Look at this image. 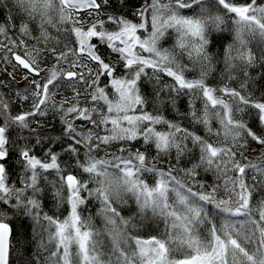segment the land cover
<instances>
[{
	"label": "snow or ice",
	"instance_id": "1",
	"mask_svg": "<svg viewBox=\"0 0 264 264\" xmlns=\"http://www.w3.org/2000/svg\"><path fill=\"white\" fill-rule=\"evenodd\" d=\"M0 264H264V0H0Z\"/></svg>",
	"mask_w": 264,
	"mask_h": 264
},
{
	"label": "trees",
	"instance_id": "2",
	"mask_svg": "<svg viewBox=\"0 0 264 264\" xmlns=\"http://www.w3.org/2000/svg\"><path fill=\"white\" fill-rule=\"evenodd\" d=\"M163 2H167V0H163ZM18 78H19V79H18ZM16 79H17V80H20V77L17 76ZM57 99H60V97H57ZM53 124H57V121H53V123L47 125V127L51 130L52 127H53ZM57 126H58V124H57ZM261 155H262V153H261L260 151H254V152H252V153L249 155V158L255 160L256 158H258V157L261 156ZM208 176H209V179L206 180L205 182H206V183H211L212 180L215 179V177H211V174H208ZM91 212H92L93 214H95V213H96V208H95V207L91 208ZM96 223H97V225L102 226L101 220H100L99 218H97Z\"/></svg>",
	"mask_w": 264,
	"mask_h": 264
},
{
	"label": "rangeland",
	"instance_id": "3",
	"mask_svg": "<svg viewBox=\"0 0 264 264\" xmlns=\"http://www.w3.org/2000/svg\"><path fill=\"white\" fill-rule=\"evenodd\" d=\"M19 79V78H18Z\"/></svg>",
	"mask_w": 264,
	"mask_h": 264
}]
</instances>
